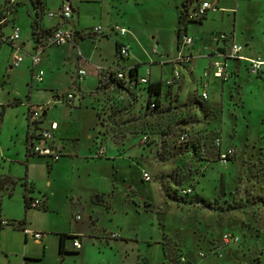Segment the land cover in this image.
Masks as SVG:
<instances>
[{
    "label": "rangeland",
    "instance_id": "374dc122",
    "mask_svg": "<svg viewBox=\"0 0 264 264\" xmlns=\"http://www.w3.org/2000/svg\"><path fill=\"white\" fill-rule=\"evenodd\" d=\"M46 1L48 11L57 10L61 2L69 4ZM81 1L80 22L99 24L110 30L111 38L127 42L128 63H137L139 69L149 67L152 78L165 80L178 50L188 52L185 47L178 49L175 31L184 0ZM202 1L212 8L201 22L194 19L196 23L188 24L187 35L194 39L193 62L180 65V80L162 88L159 107H149L141 86L117 95H94L97 138L118 157L79 159L73 165L65 161L50 174L44 158L31 157L28 170L34 184L41 190H46L47 181L50 184V212L25 209L24 184L19 179L26 171L23 128L29 55L25 53H31L26 6L19 5L17 45L24 44L20 46L24 60L11 70L0 68V174L17 178L0 190V221L6 223L0 227V264H162V245L170 258L183 252L194 264H264V65L253 74L240 61L238 74L225 81L203 76L208 66L204 55L214 48L217 33L234 31L246 52L264 59V0H196L188 11ZM116 26L126 29L125 36L111 30ZM92 45L90 40L83 44L88 51ZM61 49L49 50L51 67L45 80L47 88L64 95L73 88L70 75L61 67ZM114 51L112 39L105 40L107 59ZM4 52L3 48L2 61ZM85 60L88 63H80L86 70L82 84L93 89L96 74L89 70L93 63ZM205 84L204 101L199 94ZM49 95L42 87L33 90L34 104H46L55 115L67 117L69 107L53 106ZM71 117L69 128L79 134L84 151L90 146L95 116L82 105ZM182 131L196 141L203 133L209 136L208 143L218 137L219 153L231 148L234 155L225 164L219 163L212 147L203 157L190 155L176 147ZM142 173L149 175L148 182ZM187 186L192 191L186 201L191 202H176L178 189ZM199 199L206 206L197 203ZM76 200L84 211L74 204ZM77 215L80 220H75ZM18 222L41 233V241L26 236ZM72 231L82 232L75 238L79 253H71V238L60 253L59 236ZM223 233L237 235L239 241L223 245ZM200 250L205 257L197 255Z\"/></svg>",
    "mask_w": 264,
    "mask_h": 264
},
{
    "label": "built area",
    "instance_id": "2783aa9c",
    "mask_svg": "<svg viewBox=\"0 0 264 264\" xmlns=\"http://www.w3.org/2000/svg\"><path fill=\"white\" fill-rule=\"evenodd\" d=\"M196 2V0H190L187 3L186 8V20L202 19L208 9L212 8V5L207 1L198 2L196 7L192 8V11H188V6L191 2ZM9 4H12L13 0L7 1ZM72 17V9L69 4L62 3L60 7L55 11L43 10V12L36 19L37 25L35 29V39L38 44L37 51L30 56L31 67L35 68L40 63V53L46 47L50 46H62L65 44H72L75 40L82 35H89L94 37L99 35L102 32L100 26H94L88 31L76 32L72 28L66 26V22ZM52 19H56L57 22L51 24L48 27H45L42 24L43 20L50 22ZM6 20V16L3 17L0 22ZM112 30L120 37L125 36L126 29L123 27H112ZM19 38V28L13 26L11 35L6 39L13 48L12 56V66H17L23 55L20 53V47L17 45V40ZM218 48L215 51L205 53V57L208 59V66L204 70L203 76L208 78L209 76L225 81L229 78L231 74L228 71L229 63L228 61H244L247 63V69L250 73L256 74L261 71V67L264 65V60H261L258 57L250 58L244 55L243 45L238 43L235 37V33L232 32H221L217 33L214 37ZM193 39L191 36L187 35L185 29H182L180 34L177 36V46L180 47H190L192 45ZM116 55L120 61H125L129 57V46L123 42L118 44L116 48ZM194 58L192 53H182L178 50L177 56L173 61L172 70L170 76L163 81V85L171 87L175 85L180 80V72L178 67L182 64L188 63L191 59ZM135 65H126L114 68H98V90L103 94L117 95L119 93V88L117 84L121 83L124 86H141L145 87L149 81V69H145L143 75L137 73V69L133 71ZM132 72V73H131ZM86 72L84 69L79 68L76 71L75 81L80 82ZM43 77V71L41 69L35 70L33 78L37 82H41ZM207 84L203 85L202 90L200 91L199 97L200 100L207 99V93L205 87ZM73 98L72 93H66L62 95L61 101L65 104H71ZM26 106V119L29 122L30 126L33 127L31 135L28 137L27 143V153L28 155L38 156L43 158H48L52 162L57 161L60 157V146L56 144L53 140V131L56 129V123L51 122L48 127H40L39 120L42 118V114L45 112L46 105L34 104L30 101H26L24 104ZM154 107V102L150 104V108ZM189 141V134L186 131H182L178 134L176 139L177 147H184ZM213 144L215 146L220 145V139L216 137L213 139ZM199 153L204 152L203 141H201V146L198 148ZM105 153L104 147L101 145L93 154V157H101ZM234 155V151L229 148L224 152L219 153L218 161L220 164H225L228 160ZM142 179L146 182L150 180V177L147 173H142ZM191 192L189 187H186L181 190L182 194H188ZM29 208L33 209H43L44 203L41 199H31L28 203ZM76 220H79L80 217L76 216ZM0 225H6L5 222L0 221ZM22 232L27 236L30 235L31 238L35 241L42 239V234L39 232H32L27 228L22 227ZM114 237V235H111ZM239 237L232 233H223L221 236V242L223 245H228L230 243H237ZM72 246L74 248H79V242L75 239L72 241ZM220 252V250H219ZM218 252V253H219ZM216 254V253H215ZM200 258L205 257V252L199 251L197 254ZM179 262L184 264L186 262L185 256L179 257Z\"/></svg>",
    "mask_w": 264,
    "mask_h": 264
},
{
    "label": "crops",
    "instance_id": "0c3cea01",
    "mask_svg": "<svg viewBox=\"0 0 264 264\" xmlns=\"http://www.w3.org/2000/svg\"><path fill=\"white\" fill-rule=\"evenodd\" d=\"M7 1L8 0H0V20H2L3 17L6 16V20L0 22V68L2 66L4 68V71L11 70L12 68H14V66H12V56H13L14 51H13L11 44L9 42H7L6 39L11 35L13 26H16L19 28V38H18L17 42L20 40L21 31H20V27L17 24L18 7H19V5H24V6H26V15H27L28 20H29V23H28L29 24V31H30L29 34L31 35V45H30L31 53H29V54L25 53V54L29 55V57H28L29 61H28V66H27L28 72H29V78L27 79V82H26V85L28 87V92L25 95L26 101H30L31 103H35V102H33V90H37V89L42 87L45 89V91H48L50 93L49 99H52L53 106H55L56 104H59V103L65 104L61 101L62 95H59L58 93H56V91H54L52 88H47L48 84H47V80H45L46 71H49L50 67H51V55L49 53V50L53 47L62 48L61 51H59L61 53V67H64V69L67 70V73L70 75V78L72 80L71 86L73 89H69V91L66 92V93H72V95H73V98L71 100V104H69V105L66 104L70 110L67 117L66 116L61 117L60 115H55L54 113L51 112L48 105L43 104V105H46V109H45L44 115L39 120L38 124L41 128L42 127L44 128V127H48V125L51 122H55L56 123V129L53 131V140L56 144H58L60 146V157L57 161L52 162L50 159L44 158L46 166H47V170H48L47 174H50L51 171H53L54 169H57L59 166H61L60 164L65 162V161L67 163L69 162L70 165H73L79 159L81 161L83 160L86 162L87 159L93 160V159H102V158H109V157H114L113 159H115V157H118L119 155H116V154L114 155L113 153L112 154L109 153V150H107L106 148H104L105 153L103 156H101L100 158L93 157V154L95 153V151L98 149L99 146L102 145L103 147H106L105 143H102V141H101L102 139L97 138L99 135V129L97 126V114H96V111L94 109L93 104L97 101L95 96L104 95L103 93H101L98 90V71H97L98 68H114V67H118L119 65L126 66V65H136L137 64V63H128L129 58H130V54H131L130 45L127 42H125L124 40H118L119 38H117V37L111 38L110 30L104 31L102 28L101 34L95 35L94 37H91L89 35H82V36L78 37L75 40V42L72 44L69 43V44H65L62 46H50V47L44 48L39 55V57H40L39 65L35 68H32L30 56L33 55L37 51L38 44L32 37L30 22L35 17L36 10L32 6V4L29 2V0H13L12 4H9ZM41 2H42L44 10H48L47 9V7H48L47 1L41 0ZM67 2L69 3V5L71 6V9H72V17L70 18L69 21L66 22V26L72 28L76 32H81V31L85 32V31L90 30L94 26H100L99 24H93L92 25V24H85L84 22H82V23L80 22L79 15H80V8H81V2H82L81 0H77V1L67 0ZM61 3H63V2H61ZM75 14H76V18L74 19ZM178 16H179V14H178ZM178 16H177V25L175 27L176 29L178 26ZM204 17H205V15H204ZM56 22H57L56 19H52L50 22L43 20L42 24L45 27H48L51 24H54ZM190 23H196V22H190ZM188 24H187L186 29H185L186 32L188 30ZM6 28H9V32H6ZM110 28L112 30V27H110ZM109 38L112 39V42L115 45V51H114V54H112L110 56V58L107 59V55L104 52V41L109 40ZM192 39H193V37H192ZM87 40L88 41L90 40L91 42H93V45H92L93 47L91 48L90 51L86 50L83 46V44ZM120 42H123L129 46V57L125 61H120L116 55V48H117L116 45H117V43H120ZM22 45H24V44L21 43L20 46H22ZM3 48L5 51L4 52L5 53L4 54L5 59L2 61L1 53H2ZM217 48H218V45L215 43L214 48H210L209 50H207L206 53L215 51ZM187 49H188V52H185L186 54L192 52L191 46L187 47ZM20 53L23 55V58L20 62V63H22L24 60V54L22 53V47H20ZM244 55H246L247 57H250V58L258 57L261 60H264L260 56H258V54H251V53L246 52L245 50H244ZM42 57H43V60L41 62ZM85 59H87L93 63L92 64L93 66L91 65L93 68L89 67V70H91L94 74H96V83H95V87L93 89H86L85 87H83L82 83L85 81L86 74L80 82L75 81V75H76L77 69L82 68L85 70V68L83 66H81V64H84L82 62L88 63V61L86 62ZM190 62H193V61H190ZM190 62H188V63H190ZM229 66H231L230 73L236 75V74H238V72L240 70V61H233V63ZM37 69H41L43 71V77H42L41 82H37L33 78V74H34L35 70H37ZM136 69H137V73L139 75H143L146 68L139 69L138 65H136ZM147 69H149V81L150 82H158V81L162 80L161 78H157V79L152 78L150 68L148 67ZM85 72H86V70H85ZM162 81H164V80H162ZM144 93L147 97V94L145 91H144ZM17 102L19 104H22V100H19ZM82 105H84L85 108L87 107L90 110H92V112L95 116L93 123L90 125V127H91L90 135L88 136V138L91 140L90 146H89V148H87L84 151H82L79 147V142H80L79 134L75 133L73 130H70V128H69V126H70L69 124L72 121V119H71L72 113L76 112V110L81 108ZM25 117H26V114H25ZM68 119H70V122L68 121ZM25 120H26V126H25V128H23V132H24L25 144L27 146L28 137L31 135L33 127L30 126V124L26 118H25ZM97 140H98V142H96ZM25 151H26V155H25L24 163H25L26 171L24 173V176H20V178H19L23 181V184H24L23 197L25 194L27 197L30 198V200L31 199L43 200L44 207L41 210L50 212L52 209L51 208V200H50V197H49L48 192H47L50 184L47 181L46 190H43V189L41 190L39 187H37L34 184V180L32 178H30L29 170H28V167L30 165V159H31V157H34V156L28 155L27 147H26ZM221 151H222V148H221ZM20 161H22V160H20ZM3 176H7L13 180H15V179L17 180V178L15 176H10L9 174L8 175L0 174V177H3ZM97 194H99V193H97ZM74 204L77 205L81 209V211H84V206L82 205V203L79 200H76V202ZM77 216H79V215H77ZM79 217L81 219V216H79ZM19 223H22V227L25 228L24 222H18V224ZM62 234L70 235V236L74 235L73 237H71L72 240L75 239L76 237H82L81 231H72V232L62 233ZM114 237H118V236L114 235ZM66 239L64 242V247H65ZM39 241H41V240H39ZM80 249H81L80 246L78 249L73 247L72 251L77 252L75 254H78ZM185 255H186L187 259L190 261V263L194 264V261L190 257H188L187 254H185ZM162 257H163V255H162ZM24 264H26V263H24ZM144 264H146V263H144Z\"/></svg>",
    "mask_w": 264,
    "mask_h": 264
},
{
    "label": "trees",
    "instance_id": "16d2710c",
    "mask_svg": "<svg viewBox=\"0 0 264 264\" xmlns=\"http://www.w3.org/2000/svg\"><path fill=\"white\" fill-rule=\"evenodd\" d=\"M189 1L190 0H184L183 1V4H182V10H183L182 12L183 13H180L179 16H178V26H177V29H176V36H178L180 34L182 29H186V26H187L188 23L197 22V21H193V20H186V12L185 11H186V8H187V3ZM29 2L32 4L34 9L36 10V12H35L36 15L30 22L32 37L36 41V39H35V29H36V25H37L36 19L43 12L44 8H43L41 0H29ZM201 20L202 19H199L198 22H201ZM118 44L119 43H117V45H116L117 47H118ZM135 70H136V65H135L133 71H135ZM117 86L119 88V92L127 91V89L130 87V86H124L121 83L117 84ZM134 87H139V86H134ZM163 87H165L166 89L169 88V87L163 85V83L160 82V81H158V82H150L145 87H141L147 94V98H148L147 99V103H148L149 107H150L151 102L152 101L154 102V107L151 108V109H156L157 107H159L160 98H161V95H162V88ZM104 95H109V94H104ZM188 134H189V141H188L187 145L184 146V147H177L176 146L178 149H186L189 152L190 155H195V156L197 155L199 157L200 156L203 157V156H205L207 151L212 147L211 149H214V150L217 151V157L219 156L218 146H215L213 144V139H215L216 137H213L211 139V141L208 143V140H209L208 137L209 136L207 134H205V133H203V135L201 137H199V139L197 141L194 140L193 137L190 136V133H188ZM201 141H203V146H204V152L203 153H199V151H198V148L201 146ZM230 160L231 159H229L228 161H230ZM14 183H15V180L11 179L10 177H7V176L0 177V190L3 189L7 184H14ZM187 187H189L191 189V191H192V188L190 186H187ZM184 188H186V187H183V189ZM181 190L182 189H178L177 197H175V198L172 197V198H174V200L176 202L190 203L191 199L186 201V197L191 192L188 193V194H182ZM23 200H24L25 209H28L29 208L28 203L30 201V198L27 197L24 194ZM170 200H171V197H170ZM196 202L200 203L203 207L206 206L203 203V201H201V199H199ZM0 226H2V225H0ZM17 227L22 228V223H19V224L17 223ZM71 237H73V236L65 235V234H61L59 236V252L60 253H63L65 251V249H64L65 239L66 238H71ZM71 253H77V252H71ZM162 253H163V262H162V264H181L179 262V257L182 256V255L185 256V258H186V262L184 264H191L190 261L187 259L186 255L183 252H178L179 253L178 255H176L175 257L173 256L172 258H170L168 256V254L166 253V250H165L164 246L162 245Z\"/></svg>",
    "mask_w": 264,
    "mask_h": 264
},
{
    "label": "water",
    "instance_id": "95a60500",
    "mask_svg": "<svg viewBox=\"0 0 264 264\" xmlns=\"http://www.w3.org/2000/svg\"><path fill=\"white\" fill-rule=\"evenodd\" d=\"M42 115H44V113Z\"/></svg>",
    "mask_w": 264,
    "mask_h": 264
}]
</instances>
